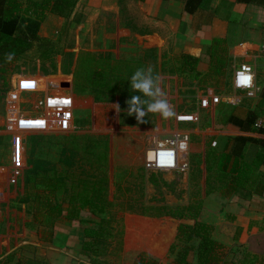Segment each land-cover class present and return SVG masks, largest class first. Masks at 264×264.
<instances>
[{"label":"rangeland","instance_id":"obj_1","mask_svg":"<svg viewBox=\"0 0 264 264\" xmlns=\"http://www.w3.org/2000/svg\"><path fill=\"white\" fill-rule=\"evenodd\" d=\"M137 4L138 0H78L69 18L48 15L38 35L51 41L53 46L33 47L14 63L15 73L10 78V85L17 75L43 78L36 80L37 84L45 82L44 79L62 82L61 88H68L74 96L76 131L69 135H51L50 140L42 142L37 139L35 144L42 143L45 148L56 150L74 136L105 138L108 142L105 172L110 207L100 218L88 210L79 214L87 219L88 227H96L101 218L108 222L100 255L88 257L90 264H139L149 259L156 260V264H174L175 252L180 249L176 241L177 226L192 224V221L158 217L157 209L197 205V221L208 222L210 216L202 214L204 200L210 192L227 191L229 183L213 160L223 151L225 139L212 133L225 128L222 104L232 107L233 103L221 101L203 110L199 109L198 100L206 90H211L220 98L237 97V106L241 109L250 105L246 101L248 97L235 92L230 85L233 69L241 64L240 59L230 62L228 74L216 88L212 87L215 82L204 85L199 79L179 73V55L172 53L168 37L156 48L145 40L146 25ZM148 67L158 77L164 98L175 115L163 119L159 114L149 113L145 123H137L134 116L127 115L126 101L138 94L132 92L127 80L138 68ZM98 70L103 71L101 75H93ZM74 82H80L83 87L78 95L72 91ZM3 95L0 90V130ZM115 105H119V112ZM180 114L196 115L198 121L178 124L175 116ZM174 133L188 138L187 167L164 173L147 170V152ZM55 156L49 150L39 159L45 162L46 174ZM8 157V139L0 134V166L8 165ZM68 162L58 164L55 169L56 173L69 170L70 177L66 190L58 191L53 199L47 196L46 187L32 179V167L27 166L16 185H8L0 175V190L4 193L0 202V264H42L41 249L52 240L54 227L53 219H48L47 200L51 198L52 206L61 204L67 209L68 201L80 188L75 175L80 173L81 160L78 157ZM82 167L88 178L92 170L87 165ZM212 219L214 223L220 220L216 216ZM224 219L231 221L229 216ZM217 226L212 238L226 244L221 251L223 262L264 264V225L258 231L246 233L240 228ZM172 247H176L174 252ZM188 261L197 264L192 253Z\"/></svg>","mask_w":264,"mask_h":264},{"label":"trees","instance_id":"obj_2","mask_svg":"<svg viewBox=\"0 0 264 264\" xmlns=\"http://www.w3.org/2000/svg\"><path fill=\"white\" fill-rule=\"evenodd\" d=\"M78 0H0V90L3 94L10 91V78L15 73L13 69L23 55L33 47L47 48L53 46L48 39L41 38L38 33L48 15L67 19L71 15ZM193 0H189L188 11L193 7ZM226 42L224 40H213L209 45L208 57L209 67L205 73L197 70L199 59L189 55L179 56V73L188 74L191 78L199 79L200 82L207 84L209 81L215 82L214 86H220L224 75L228 74L229 64L232 61L227 57ZM11 54L12 59H7ZM94 72L93 75H101L102 70ZM100 73V74H98ZM230 75V74H229ZM228 75V76H229ZM213 85V84H212ZM211 87V86H209ZM83 87L80 82H74L72 91L79 94ZM260 100L257 111L248 112L245 119H240L234 114V107L222 104L221 115L224 127L239 130L241 132L264 133V129L258 131L253 129L259 109L264 108V87L259 94ZM4 100V95H3ZM76 125V121L74 122ZM77 127V126H76ZM50 140L49 136L34 137L30 136L26 144V163L28 168L32 167L33 180L46 187L48 197L56 198L57 192L66 190L67 178L70 177L69 170L63 173H56L58 164H64L69 160L80 158V173L78 178L79 191L68 201L67 209H63L61 204L52 206L51 201L47 200L46 207L52 226L65 219L67 221H78L80 211L88 210L93 215H102L110 207L107 199L108 179L106 168L108 165L109 145L105 138L71 137L70 140L62 142L59 148L52 150L42 143L35 144V140ZM214 143V142H213ZM247 144L260 146L264 149V142L246 138H229L219 156L213 158L217 169L225 173V178L229 180L227 191L221 192L223 196L232 194L240 188L247 194L262 195L264 191V173L259 171L263 165L261 153H256L254 158L245 154ZM230 147V148H229ZM51 150L56 153V158L50 163L52 167L46 174L45 162L39 160ZM47 158V156L45 157ZM34 162L38 163L34 165ZM69 163V162H68ZM34 165V166H33ZM73 165V163H72ZM88 166L93 173L88 174L84 167ZM50 172L52 173L50 175ZM100 177V178H99ZM24 182V181H23ZM156 183V182H154ZM213 193H208L209 195ZM77 196V198H75ZM199 206L188 205L186 207L168 208L165 206L157 209L158 217L164 216L178 221H192V224L180 223L176 229V241L180 244V249L175 252L174 264H190L188 256L194 255L197 264H226L222 261L221 251L224 248L212 238L213 227L204 222L197 221ZM161 212H165L162 213ZM65 214V215H64ZM100 218V217H99ZM108 222L100 219L96 227H86L83 229L82 254L86 258L99 256L100 245L105 239ZM176 247H172L174 252ZM98 264V263H96ZM139 264H156V260L149 259L146 263L139 261Z\"/></svg>","mask_w":264,"mask_h":264},{"label":"crops","instance_id":"obj_3","mask_svg":"<svg viewBox=\"0 0 264 264\" xmlns=\"http://www.w3.org/2000/svg\"><path fill=\"white\" fill-rule=\"evenodd\" d=\"M188 2L189 0H138L137 5L146 25L144 38L156 48L168 37L174 55L184 54L199 59L197 70L200 73L208 70L210 43L217 39L224 40L227 57L231 60L240 59L241 64L249 65L254 70L255 89L252 97L232 86L233 73L241 64L233 69L230 77L232 89L248 97V108L244 110L237 106V97L221 98L225 103L232 101V107L236 109L234 114L245 119L248 112L257 111L259 94L264 87V0H193L190 11ZM261 110H258L260 115L255 122L261 124L259 130L264 129V108ZM255 130L258 131L257 128ZM212 134L224 138L225 144L229 138L234 137L264 142V133L253 131L241 132L225 127ZM256 153L262 155L263 165L259 171L264 173V149L247 144L245 154L254 158ZM202 214L210 216L209 221L204 223L211 225L213 232L218 228L217 225L228 229L240 228L244 233L248 230L258 231L264 225V191L262 195H254L238 188L228 196H223L219 191L213 192L204 200ZM215 216L220 218L216 220L217 223L212 219ZM226 216L231 221H226ZM86 227L87 219L81 216L78 221L62 219L55 223L52 240L41 249L42 264H90L82 254L83 229ZM215 241L226 246L222 241Z\"/></svg>","mask_w":264,"mask_h":264},{"label":"built area","instance_id":"obj_4","mask_svg":"<svg viewBox=\"0 0 264 264\" xmlns=\"http://www.w3.org/2000/svg\"><path fill=\"white\" fill-rule=\"evenodd\" d=\"M264 51V47H263ZM33 77L18 76L10 85V91L4 95L3 125L0 134L8 139V165L0 166V175L6 178L8 185H16L27 169L26 144L30 136L69 135L76 131L74 123V96L68 88H61L59 82L37 84ZM232 86L235 90L246 93L248 97L254 92V70L251 66L241 64L233 73ZM222 101L211 90L198 100L199 109H208ZM233 103L232 101H227ZM178 124H191L198 121L196 115H177ZM255 128H261L255 123ZM2 132V133H1ZM188 138L174 135L159 141L150 149L145 158V168L153 172L182 171L187 166L185 160L188 152ZM183 145H186L184 147ZM4 193L0 190V202Z\"/></svg>","mask_w":264,"mask_h":264},{"label":"clouds","instance_id":"obj_5","mask_svg":"<svg viewBox=\"0 0 264 264\" xmlns=\"http://www.w3.org/2000/svg\"><path fill=\"white\" fill-rule=\"evenodd\" d=\"M7 59H12L11 54H8ZM127 81L132 92L138 93L126 101L127 115L134 116L137 123H145V117H148L149 113L159 114L163 119L175 115L173 108L164 98L165 93L161 90L158 77L153 75L151 67L138 68ZM114 108L117 112L120 111L119 105Z\"/></svg>","mask_w":264,"mask_h":264}]
</instances>
